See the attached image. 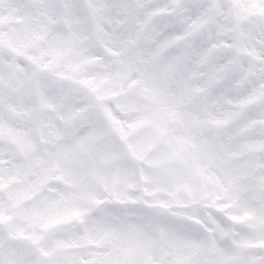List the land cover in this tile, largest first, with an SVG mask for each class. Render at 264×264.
Returning <instances> with one entry per match:
<instances>
[{
    "label": "snow or ice",
    "instance_id": "1",
    "mask_svg": "<svg viewBox=\"0 0 264 264\" xmlns=\"http://www.w3.org/2000/svg\"><path fill=\"white\" fill-rule=\"evenodd\" d=\"M0 264H264V0H0Z\"/></svg>",
    "mask_w": 264,
    "mask_h": 264
}]
</instances>
